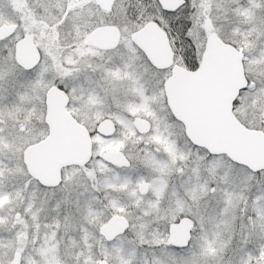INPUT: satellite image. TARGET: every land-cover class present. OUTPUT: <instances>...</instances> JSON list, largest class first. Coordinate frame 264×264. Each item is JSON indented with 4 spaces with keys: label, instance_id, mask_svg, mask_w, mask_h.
Listing matches in <instances>:
<instances>
[{
    "label": "snow or ice",
    "instance_id": "obj_1",
    "mask_svg": "<svg viewBox=\"0 0 264 264\" xmlns=\"http://www.w3.org/2000/svg\"><path fill=\"white\" fill-rule=\"evenodd\" d=\"M174 3L169 7L166 0H44L38 23L19 25L7 35L0 33V93L22 98L28 91L17 92L19 84L32 91H40L43 86L44 97L49 90L65 96L79 93L82 99L95 97L101 102L110 96L124 113V118L115 116L122 130L120 143L115 145L119 162L97 151V156L113 167L104 170L103 183L94 178V172H88L92 182L84 186L85 192L78 193L75 215L69 209L62 220L57 216L52 223L45 219L41 225L43 204L55 199L54 210L59 212L70 205L71 193L67 186L44 184L30 172L23 173L28 188L34 182L36 185L28 205L36 221L34 242L41 238V226L46 229L44 240L52 244L49 236L55 237L62 227L67 228L72 219H77L81 226L95 225L102 249L98 256L82 253L83 264H113L112 254L103 251L105 242L123 252L125 241L134 250L132 257H122L120 264H209V257L215 259V264H264V167L245 165L241 175L235 169L240 162L233 161L227 171H221V157L227 153L198 143L176 111L184 103L177 94L181 77L192 81L194 89L200 91L201 105L210 108L204 86L211 82L214 44L223 41V36L215 26L210 0ZM253 3L250 0V5ZM190 7L193 13H189ZM233 11L245 17L249 14L247 9ZM153 26L162 30L169 45L174 46L170 65L155 63L142 45V35ZM69 29L75 33L70 43L61 39ZM201 31L206 34L204 42L200 40ZM106 33L112 39L100 42ZM235 34L241 39L225 42L226 52L242 76V84L231 98L232 113L242 123L241 112L259 117L258 123H245V127L264 141V12L250 20L246 31L237 28ZM28 44L36 49L35 64L19 59L20 48ZM49 69L55 72L50 81L46 79ZM89 71L98 73V79L89 76ZM29 74L33 78L25 86L20 77ZM82 75L84 80L69 89L65 81L79 80ZM121 94L132 95L134 100L121 102ZM17 124V132L27 131L26 124ZM109 135L115 136V132ZM8 136H13L9 141L13 150L15 140L23 139L0 128V141ZM182 141L190 150L182 147ZM141 143L145 147L133 154L128 145ZM5 152L0 144V155ZM117 168L138 175L135 179L121 177ZM142 169H148L150 176H144ZM8 175L12 170H6L0 160V186ZM110 175L115 176L114 182L108 180ZM41 189L44 200L37 207V192ZM98 192L104 197L95 195ZM113 221L123 225L116 235L107 230ZM224 230L232 233L227 242L221 240ZM237 231L239 246L230 248ZM252 238L259 242L255 255L247 249ZM0 264L14 261L0 259Z\"/></svg>",
    "mask_w": 264,
    "mask_h": 264
},
{
    "label": "rangeland",
    "instance_id": "obj_2",
    "mask_svg": "<svg viewBox=\"0 0 264 264\" xmlns=\"http://www.w3.org/2000/svg\"><path fill=\"white\" fill-rule=\"evenodd\" d=\"M2 1L3 4L0 7V25L11 22L14 17L18 20L17 22L19 25H23L25 23L31 24V22L34 21L33 19H35V16L37 20L40 18L39 13L36 12L38 8H41V10H39V12L41 11L40 14L43 12L42 5L44 4V0H26L31 10L29 15L31 19L27 20L26 15L24 14L25 16H23V10L16 5V2L14 3L10 0ZM244 1H246L244 4L245 7H242L241 9L248 10V16H244L246 19L250 16L246 22L248 24L254 16H258L261 12H264V1L262 0L261 7L258 9L254 8L252 13L250 0ZM210 6L212 16L215 19V26L220 35L223 36V39H236L237 35L235 34V31H232V29L228 27L229 22H226L227 10L225 7V0H210ZM188 11L193 13L194 9L190 7ZM45 15H47V13H45ZM205 38V32L201 31V42H204ZM253 52H255V49H253ZM54 75L55 72L52 69H49L46 73V79L50 81ZM88 75L94 80L98 79V73L93 74L89 71ZM32 78L33 74H29L27 76H21L20 80L25 84V86H27L28 81ZM83 80L84 77L82 75L79 80H67L65 83L68 88L71 89L74 84H79ZM26 90L28 91V94L22 98L17 97L14 93H0V96H7L6 99H0V121H3V123L0 124V128H5L8 133H13L15 136L23 137V139L15 140L16 147L14 150L9 143V141H13V136H8L6 140L0 141V144H3V147L6 150V152L3 155H0V157L9 158L15 162L14 167L12 168V175H9L10 182L14 185L17 184L18 187L21 188V191L25 190L24 195L20 192L16 195V197L13 196V198L0 205V234L5 235H2L0 238V259L7 261L9 258H12L15 251H20L22 255L25 256L24 264H38L42 261L45 264H83L84 256L81 254L85 253V248L89 244V241H86L83 236L85 232L84 229L89 228V230L93 232L92 238L98 243L99 234L97 233L95 235V225L81 226L77 219H72L70 221V226L67 228L62 227L55 237L49 236L48 239L54 241L52 244H49L44 240L43 233L46 229L41 226V238L39 240H35L34 242L36 221L32 219V212L28 210V205L29 203H32L31 192L35 190L36 185L34 182L33 186L28 188L25 184L27 177L23 173L27 170L22 160V154L24 148L28 144L36 142L47 135V125H45L44 122L45 106L43 86H41L40 91H32L26 87H20L19 84L16 85L17 92L25 93ZM101 95H103V93H101ZM69 96L70 103L67 107L69 112H71L79 122L83 123L90 130V132H92V130H95L96 132L97 122H100L104 118H111L116 126L115 136L110 135L111 137H109V139H102L99 133H95L92 136L93 156L91 161L85 166H69L63 169V180L59 186L68 187V190L71 193V203L69 206L62 207L59 212L54 210L55 199H51V203L43 204L44 211L39 213V222L41 225H43L45 219H47L48 223H52L57 216H59L62 220L64 215L69 214V209L71 214L75 215V201L78 197V193L85 192L84 186L86 184H91L92 182L87 178L88 172H94V178L100 179L101 183H103L102 174L104 170L106 168L113 167L108 162H101L96 156L97 151H101L103 153L105 150L117 149L115 148V145L120 143L122 130L120 125L115 122V116L116 114H120L121 118H124V113L119 107H117L116 102L110 96L104 99L103 102L95 97H85L82 99L79 93H69ZM120 100L121 102H130L134 100V97L132 95L125 97L121 94ZM9 113H11V115H9ZM241 118L245 121V123L248 122V124H252L254 122L258 123L260 119L259 117L252 116L251 114L246 115L243 112H241ZM251 119L252 121L249 122ZM18 121L20 124L27 125L26 132H17ZM97 144H99V148L95 147ZM181 144L185 150H190V146H184L183 141ZM128 147L131 149L133 154H136L139 149L144 148L145 145L143 143L136 146L129 144ZM221 164L222 167L220 170L227 171L228 168L232 166V161L227 159V157L222 156ZM242 168L243 166L241 165H235V169L237 171H240ZM116 171L119 172L121 177L131 176L135 179L138 175V173L127 168H118ZM141 171L144 176H150V171L148 169H142ZM240 174L244 175L242 171H240ZM111 178L115 181L114 175H110L108 180L110 181ZM64 182H67V184L65 185ZM43 193V189L37 192V197H39L36 201L37 207H39L41 202L44 200ZM95 195L101 198L104 197L103 192L95 193ZM127 198L128 197H125V199ZM79 199L83 200V196H80ZM231 235L232 233L230 230H224L221 240L227 242L229 241ZM92 238L90 239L93 240ZM255 241H257L256 238H252L249 241L247 245V249L249 251H252ZM239 242L240 236L237 231L236 239L231 241L229 247H238ZM123 249V252H117L112 249L111 244L108 243L105 244L103 251H107L112 254L113 264H120L122 257H132L134 246L125 241ZM234 259H238V257H235ZM209 264H215V259L213 257H209Z\"/></svg>",
    "mask_w": 264,
    "mask_h": 264
},
{
    "label": "water",
    "instance_id": "obj_3",
    "mask_svg": "<svg viewBox=\"0 0 264 264\" xmlns=\"http://www.w3.org/2000/svg\"><path fill=\"white\" fill-rule=\"evenodd\" d=\"M166 4L169 7L175 6L174 0H166ZM15 27V24L0 25V33L7 35ZM111 39V34L106 33L99 41L106 42ZM141 42L149 57L158 65L167 66L173 63V46L169 45V38L162 30L153 26L142 35ZM225 42L227 41L223 40L214 44L211 82L204 86L209 95L210 108L201 105L200 91L194 89L192 81L181 77L177 81V94L184 103L183 107L177 106V115L187 122L189 134L198 143L217 152L227 153L232 161H239V164L249 168L264 167V141L232 113L231 98L242 84V76L237 73L226 52L228 44ZM19 59L25 64H35V47L31 44L22 46ZM69 101V95L65 96L55 90L48 91L45 97L48 133L23 150V163L27 172L44 184L59 185L64 167L84 166L93 155L91 133L69 112ZM96 130L102 135L110 136L109 134L116 131V126L111 118H104ZM102 154L119 162L117 149L105 150ZM122 227V223L113 221L107 225V230L116 235ZM177 234H181L179 227ZM12 259L14 264H22V253L15 251Z\"/></svg>",
    "mask_w": 264,
    "mask_h": 264
},
{
    "label": "trees",
    "instance_id": "obj_4",
    "mask_svg": "<svg viewBox=\"0 0 264 264\" xmlns=\"http://www.w3.org/2000/svg\"><path fill=\"white\" fill-rule=\"evenodd\" d=\"M261 1L262 0H254V3L252 4V5H250L251 7V13L253 12V9L255 8V9H258L259 7H261ZM264 1V0H263ZM246 3V1H244V0H238V2H232V0H225V7H226V18H227V21L226 22H229V28H231L232 29V31H235L237 28H239V30L241 31V32H244V31H246L247 30V20H248V18L250 17H248L247 19L244 17V15H242V14H237V12H235V11H233V9H241L242 7H245V4ZM2 4H3V1L2 0H0V7L2 6ZM263 5V4H262ZM189 13H191V11H189ZM246 19V20H245ZM226 27V26H225ZM227 28V27H226ZM69 32H72V30H68V32L65 34V36H63V38H62V40H65L66 41V39H68V40H73L72 39V36H71V34L69 33ZM241 39V37L240 36H237V38L236 39H229V40H226V41H229V42H231V41H238V40H240ZM250 121H252V119L251 120H249V122ZM246 123H248V122H246ZM95 133H97V132H95V130H92V132H91V134H92V136L95 134ZM98 134V133H97ZM100 135V134H99ZM112 136V135H111ZM111 136H104V135H100V137L102 138V139H109V137H111ZM96 156H97V154H96ZM225 156V155H224ZM223 156V157H224ZM225 157H227V156H225ZM97 158L102 162V160H101V158L100 157H98L97 156ZM227 159H228V157H227ZM0 160H3L4 161V164H5V168H6V170L7 169H11L12 170V168L14 167V164H15V162L13 161V160H11V159H7V158H2V157H0ZM103 162H106V161H103ZM113 166V165H112ZM118 169V168H117ZM110 181H112V182H114V179L113 178H111L110 179ZM16 185V186H15ZM11 184V182H10V179H9V175L8 176H6L5 177V179H4V181H3V184H2V186H0V193H2V195H0V201H2V202H0V205H2V204H4L5 202H7L8 200H10L11 198H13V196L14 197H16V195L18 194V193H23V195L25 194V190L24 191H21V188H19L18 187V185L17 184ZM17 190H19V192L17 191ZM85 230V232H84V234H83V236L85 237V236H87L88 237V241H89V244H93V245H95V247L94 248H92V249H89L88 250V248L86 247L85 248V253L87 254V253H91L93 256H98L99 255V253H100V251H101V245H100V243L98 242H96L93 238H92V233L93 232H91L90 230H89V228H86V229H84ZM95 232V235L97 234L96 233V231H94ZM2 235L3 236H5L4 234H0V238L2 237ZM93 237H94V234H93ZM90 238H92L93 240H91ZM97 243V244H96ZM258 243V242H257ZM257 243H256V245H255V247L257 246ZM105 244H108V242H105ZM24 257L25 256H23L22 255V264H24ZM60 261V260H59ZM38 263V262H37ZM38 264H45V263H43V261L42 262H39ZM46 264H49V263H46Z\"/></svg>",
    "mask_w": 264,
    "mask_h": 264
},
{
    "label": "flooded vegetation",
    "instance_id": "obj_5",
    "mask_svg": "<svg viewBox=\"0 0 264 264\" xmlns=\"http://www.w3.org/2000/svg\"><path fill=\"white\" fill-rule=\"evenodd\" d=\"M10 1H13L14 3L16 2V5L17 6H19L23 11H22V13H23V16H25L26 15V17H27V20H30L31 18L29 17V15H30V13H31V10H30V6H29V4L27 3V1L26 0H10ZM19 9V8H18ZM9 10V9H8ZM39 10H41V8H38V10L36 11L37 13H39V15H40V12H39ZM10 11V10H9ZM25 14V15H24ZM34 21H37V23L39 22V18H38V20L36 19V16H35V19H33ZM18 20L17 19H15V17H14V19L13 20H11V22H9V23H5V24H15L16 25V27H15V29L17 28V26H19V23L17 22ZM32 21V20H31ZM14 29V30H15ZM13 30V31H14ZM69 30H71V29H69ZM70 34H71V36H72V39L74 38V36H75V33L74 32H69ZM63 36H65V35H63ZM63 36L61 37V39L63 38ZM63 41H65V40H63ZM72 40H68V39H66V42H71ZM229 42V41H228ZM173 48H174V46H173ZM68 51L70 52L71 51V49H68ZM70 103V102H69ZM69 105V104H68ZM44 106H45V97H44ZM44 122H45V125H47L46 124V121H45V113H44ZM47 133H48V126H47ZM42 139V138H41ZM40 140V139H39ZM22 156H23V154H22ZM22 160H23V157H22ZM69 167V166H68ZM62 180H63V170H62ZM62 180H61V182H62ZM60 182V183H61ZM60 185V184H59ZM101 197H102V193H101ZM258 240L257 241H255L254 242V247H253V249H252V253L255 255L256 253H257V246H258ZM256 243H257V246L255 247V245H256Z\"/></svg>",
    "mask_w": 264,
    "mask_h": 264
}]
</instances>
